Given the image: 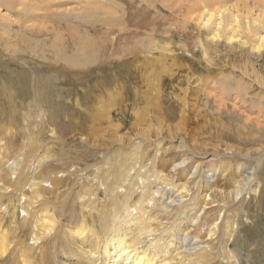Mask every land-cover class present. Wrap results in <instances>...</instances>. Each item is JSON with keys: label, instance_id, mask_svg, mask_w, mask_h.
Instances as JSON below:
<instances>
[{"label": "rangeland", "instance_id": "obj_1", "mask_svg": "<svg viewBox=\"0 0 264 264\" xmlns=\"http://www.w3.org/2000/svg\"><path fill=\"white\" fill-rule=\"evenodd\" d=\"M152 1L12 0L6 5V0H0V144L9 156L0 157V162L15 164L22 185L34 176L42 200L50 211L61 214L63 223L76 219V206L86 187L98 177L107 184L104 175L109 178L128 164L137 167V157H143L144 168L151 161L177 159L186 150L209 164L216 161L212 156L216 153L225 166L217 175V185L226 189L224 177L233 171L237 158L248 161L246 151L252 156L264 154V0H219L223 10L238 15L236 39L231 42L212 40L210 29L198 24L199 6L206 0ZM126 3L134 7V17L144 14L142 23L127 24ZM260 39L262 47L253 49ZM137 41L150 48L137 46L139 53L129 55L132 60L120 73L123 58L116 52ZM151 43H156L157 53H150ZM111 46L114 57L109 56ZM162 47L169 50L160 51ZM81 48L99 53L102 61L75 70L66 61L78 56ZM70 72L76 74L67 75ZM118 75V80L113 79ZM101 83L103 89L98 87ZM182 96L185 120L180 119ZM181 138L185 148L178 145ZM261 158L254 172L257 185L230 205L231 209L238 206L233 215L236 232L227 246L237 260L230 264H261L264 259ZM256 163V158L249 160L246 167ZM167 165L170 172V162ZM5 168L0 176L8 189L0 194V232L5 230L11 243L0 264H16L19 243H15L25 238L27 224L9 228L11 222L2 215L4 205L16 208V194H11L16 188L14 176ZM171 174L177 176L178 170ZM80 184L85 187L82 191H78ZM27 186L22 193L29 195ZM103 188L97 191L98 208L103 205ZM179 202H171V207ZM178 237L182 248L196 244L190 235ZM46 245L35 254L38 264H52ZM65 251L54 252L55 264H62ZM212 264H226V260L213 259Z\"/></svg>", "mask_w": 264, "mask_h": 264}, {"label": "bare ground", "instance_id": "obj_2", "mask_svg": "<svg viewBox=\"0 0 264 264\" xmlns=\"http://www.w3.org/2000/svg\"><path fill=\"white\" fill-rule=\"evenodd\" d=\"M11 2L12 0H6V5H11ZM141 2L153 4L152 0H141ZM221 3L219 0H206V4L203 2L199 6L202 10L196 16L197 22L202 27L210 29L209 34L212 40L224 38L231 42L236 39V28L239 27L238 15L233 12L227 13V8L223 10ZM123 8V16H127L129 19L127 24H130L131 21L133 23L141 21L142 23L143 13H141L142 15L139 13L141 16L134 17L136 13H134V7L130 9L126 3ZM28 9L27 6L26 10ZM21 10H24L23 6ZM246 24L248 23L246 22ZM109 27L112 28V25ZM132 33L134 32L132 31L128 36ZM263 38L264 34L262 35ZM238 39L241 38L238 37ZM262 39L256 46H253V49L259 50L262 47ZM136 44L125 45L126 47L124 46L116 52L117 57L123 58L121 61L123 68L120 69V73L132 60L129 55L139 53L138 47L144 48V50L146 47L150 48V45L145 46L142 41ZM155 46L156 43H153L150 53L158 52L157 49H154ZM168 50L165 47L160 48V51L163 52ZM78 53V56H73L66 61L68 64L71 63L75 70L84 68L89 62L99 64L102 61L100 54L92 50L88 51L86 48H81ZM159 53L164 56V53ZM109 56H115V50L112 46ZM68 74L75 75L76 73L70 72ZM114 77L113 79L118 80L120 75ZM103 86L102 83L98 85L100 89H103ZM155 92L159 94L158 89ZM159 97L157 96V99ZM184 99L180 100L183 101L180 110L181 120L188 117L186 116L187 107ZM169 115L174 117L175 113L169 112ZM121 140L123 141L120 137L119 142ZM2 143L0 144V157H9L6 155ZM158 144L159 142H157ZM178 145L185 148L182 138ZM230 152L233 155L238 154L236 151ZM192 154V151L186 150L177 159L165 163L160 162V164L151 161L144 168H142L143 164L141 163L143 157H137V167L134 166L135 163L128 164L122 168V171H114L109 178L104 175L105 181L108 179V183L105 185L99 177L86 189H84V185L80 184L78 191L83 189L84 191L80 195L78 206L75 205L79 214L70 224L61 222V214H56L47 208L46 205L48 204L42 200V189L33 178L34 176L27 177L28 182L25 183L27 180L23 181L24 185H22V173L18 175L15 172V164L13 162L8 163L6 160L1 161L0 173L6 167L5 170L10 172V177L14 176L16 185V188L12 189L13 193H11L16 194V208L15 205L14 207L4 205L2 215L6 217L8 222H11L9 228L13 225L21 227L27 224L25 238L20 239L19 242H14L15 245L19 243L16 264H38L34 259L35 254H39V250L43 249L42 247L46 243L52 264L57 262L54 252L56 253L58 250L71 251L62 253L63 258H66H62V264H95L99 260L98 264L110 262L114 264L121 262L124 264H212L213 259L220 260L222 257L226 260V264L234 262L237 260V254L228 249L227 246L230 237L236 232L233 215L236 216L238 206L231 209L230 205L234 204V201L240 198L243 192L257 185L255 181L257 175L254 172L259 167L261 157H264V154L261 156L258 153L256 156H252L249 151L245 152L244 155L248 161L256 158L257 163L252 167H246V165L249 166L246 164L248 161L242 160V162L237 158L238 161L233 166V171L227 172L226 176L224 174L226 189L217 185V175L225 170L220 157H216V153H213L212 156L217 162L211 160L209 164H203L204 162H199L202 157H197L198 160L195 159L196 157H192ZM168 162H170L172 171L178 170L177 176L170 175V169V172L166 171ZM118 166H121L120 161H118ZM132 169L133 173H131ZM210 176L213 177L212 180L209 179ZM227 176L231 177L230 182ZM26 184L29 195L22 193V188L26 187ZM100 186L104 187L105 192L104 199H102L103 205L98 208L96 201ZM7 187L8 185L0 176V188L4 189L0 194H5ZM76 194L79 195L77 191ZM164 194L167 196L163 197ZM38 197L40 200L37 199ZM166 199L168 200L166 201ZM178 201L180 202L171 207V202ZM221 212L222 218L220 217ZM5 233V230L0 232V258L11 243L10 240H7L8 237ZM182 234L184 236L190 235L193 240L196 239L193 248H182L179 243L181 240L178 239L183 237H178ZM204 237L206 238L204 239ZM215 241L216 243H214ZM29 252L33 254L32 257ZM261 264H264V259Z\"/></svg>", "mask_w": 264, "mask_h": 264}]
</instances>
